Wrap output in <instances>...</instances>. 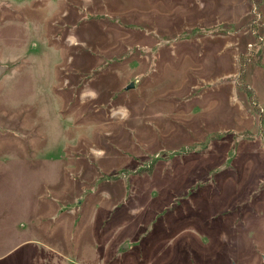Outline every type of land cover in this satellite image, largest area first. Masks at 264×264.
<instances>
[{"label":"rangeland","instance_id":"1","mask_svg":"<svg viewBox=\"0 0 264 264\" xmlns=\"http://www.w3.org/2000/svg\"><path fill=\"white\" fill-rule=\"evenodd\" d=\"M253 1L0 0V264H264Z\"/></svg>","mask_w":264,"mask_h":264},{"label":"trees","instance_id":"2","mask_svg":"<svg viewBox=\"0 0 264 264\" xmlns=\"http://www.w3.org/2000/svg\"><path fill=\"white\" fill-rule=\"evenodd\" d=\"M250 1H251V0H250ZM259 2L261 3V0H258L257 2L254 0V1L252 2V4H253V3H256V4H257V7H258V3H259ZM258 57H260V55H258L257 58H258ZM257 58H254V57H253L252 60H251V62H254ZM249 61H250V60H249ZM247 62H248V61H245V62L243 63V62H241V60H239V65H238V67H240V69H239V76L241 77L242 81H244V78H245V75H246V66H245V64H247ZM238 88H239V90H243V91L248 92L251 103H252V104L255 103V100H256L255 93L252 91L251 88L247 87V86L245 85V83H243V84H238Z\"/></svg>","mask_w":264,"mask_h":264},{"label":"water","instance_id":"3","mask_svg":"<svg viewBox=\"0 0 264 264\" xmlns=\"http://www.w3.org/2000/svg\"><path fill=\"white\" fill-rule=\"evenodd\" d=\"M6 69H7V67H5V66H0V75H1ZM134 86H135V85H134L133 83H130L128 89H129V88H134Z\"/></svg>","mask_w":264,"mask_h":264}]
</instances>
